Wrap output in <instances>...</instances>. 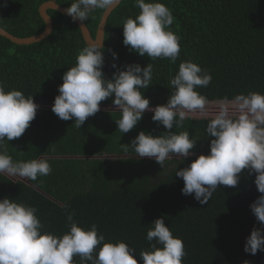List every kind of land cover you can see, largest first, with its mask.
<instances>
[{"label": "trees", "instance_id": "1", "mask_svg": "<svg viewBox=\"0 0 264 264\" xmlns=\"http://www.w3.org/2000/svg\"><path fill=\"white\" fill-rule=\"evenodd\" d=\"M49 1L63 8L73 2L0 0V28L17 38L40 34L45 25L38 9ZM159 2L172 11L170 30L180 37L176 62L142 57L123 44L122 22L135 18L140 9L135 0H121L105 27L102 72L106 79H112L117 70H125V65L144 68L151 63V85L141 91L154 108L167 103L172 91L170 80L181 62L191 60L212 76L207 87L196 89L207 103H229L236 95L249 92L264 94V0ZM103 12L97 9L83 21L92 38ZM47 15L53 30L43 41L19 46L0 36V81L6 91L16 89L25 96L32 95L38 105L25 132L19 138L5 139L0 150L13 161L45 159L52 171L35 181L0 173V200L7 197L35 207L43 231L57 236L70 230L67 215L74 212L78 226L89 229L96 224L106 241H124L134 248L138 264H143L139 253L155 243L146 239L148 228L161 216L184 243L182 264H264V251L252 255L244 250L253 228L261 227L250 207L264 195L254 183L256 173L244 169L237 186L218 185L207 204H200L194 193L181 192L184 181L175 173L210 152L214 139L206 132L210 119L186 117L182 127L174 125L168 130L152 120L151 111H145L133 129L122 133L116 123L121 112L112 103L114 97L101 101V109L81 128L75 126L74 119L65 121L53 113L62 76L75 65L86 45L72 20L52 10ZM141 131L153 136L188 131L197 143L192 156L170 155L162 168L154 157L140 158L130 146ZM73 261L80 264V257L74 256Z\"/></svg>", "mask_w": 264, "mask_h": 264}, {"label": "clouds", "instance_id": "2", "mask_svg": "<svg viewBox=\"0 0 264 264\" xmlns=\"http://www.w3.org/2000/svg\"><path fill=\"white\" fill-rule=\"evenodd\" d=\"M116 3L117 0H73L66 12L73 21H84L97 9L107 11ZM135 5L139 14L122 22L123 44L142 57L168 58L174 64L180 54V37L170 30L174 21L172 11L159 0H135ZM112 55L117 58L115 52ZM103 64L101 44L88 43L80 50L75 65L62 76L53 113L65 121L74 119L75 126L81 128L89 116L100 110L101 101L114 97L112 103L121 112V118L116 120L118 129L127 133L145 111H151L153 121L171 130L174 125L182 127L190 113L206 109L207 99L196 89L207 87L212 76L191 60L181 62L170 80L172 91L167 103L154 108L141 91L151 85V63L144 68L139 64L125 65V70L114 72L112 79L104 77ZM116 67L114 63L113 68ZM5 87L0 81V149L5 139L19 138L25 132L38 108L32 95L25 96L16 89L6 91ZM206 132L214 137L210 152L199 155L188 167L175 173L184 181L182 194L194 193L200 204H207L218 185L237 186L244 169L256 173L254 183L264 194V94H238L230 106L222 104L208 121ZM166 133L153 136L141 131L130 146L140 158L154 157L162 168L170 155L182 158L193 155L191 150L197 140L190 138L188 131ZM51 171L45 159L13 161L6 151L0 150V173L35 181ZM250 207L261 227L253 228L244 250L255 255L258 250L264 251V195ZM36 212L35 207L14 199L0 200V264H74V256L80 257V264H138L134 248L124 241H106L96 224L89 229L78 226L74 212L67 215L70 230L61 236L43 231ZM150 226L146 239L155 243L150 244V250L139 253L143 264H182L186 256L184 243L166 226L165 217L155 219Z\"/></svg>", "mask_w": 264, "mask_h": 264}, {"label": "water", "instance_id": "3", "mask_svg": "<svg viewBox=\"0 0 264 264\" xmlns=\"http://www.w3.org/2000/svg\"><path fill=\"white\" fill-rule=\"evenodd\" d=\"M120 3H121V0H117V3L113 7L109 8L107 11L104 10L100 18L99 24L97 26V30H96L94 38L91 37V34L83 21H80L79 19L73 21L72 17L69 16L66 12L67 8L60 7L55 1H49V2L43 3L38 9L39 16L43 20L44 25H45L44 30L40 34H37L32 37H28V38H17V37L10 35L5 30L0 28V36L9 40L11 43L15 45H19V46H28V45L36 44L40 41H43L51 34L53 30V21L47 15V11L52 10V11H56L62 14L63 16L69 18L76 24V26L80 30L82 39L86 46L88 43H97V44H101L103 47L106 22L109 16L111 15V13L113 12V10H115L120 5Z\"/></svg>", "mask_w": 264, "mask_h": 264}, {"label": "rangeland", "instance_id": "4", "mask_svg": "<svg viewBox=\"0 0 264 264\" xmlns=\"http://www.w3.org/2000/svg\"><path fill=\"white\" fill-rule=\"evenodd\" d=\"M222 104H225V103H218V102L207 103L206 109L204 112H199V111L193 112V113H190L187 117L197 118V119H212L215 116V114L218 112V110ZM228 104L230 106V102ZM103 109H105V108H103ZM5 174L10 176V177L22 179V177H19V176H11L7 173H5Z\"/></svg>", "mask_w": 264, "mask_h": 264}]
</instances>
